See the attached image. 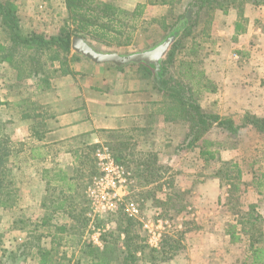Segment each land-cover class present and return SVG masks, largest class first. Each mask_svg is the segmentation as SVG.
<instances>
[{
    "label": "rangeland",
    "instance_id": "1",
    "mask_svg": "<svg viewBox=\"0 0 264 264\" xmlns=\"http://www.w3.org/2000/svg\"><path fill=\"white\" fill-rule=\"evenodd\" d=\"M187 1H177L184 11ZM252 1L217 9L210 14L213 18L211 25H205L203 17L194 32L202 45L196 60L198 68L214 63L216 68L212 70L222 76L223 68L217 60L220 58L229 65L233 64L235 78L242 80L240 87H236L240 89L239 93L235 90L230 94L228 88L225 95H219V91L203 93L198 96V101L205 112L232 118L237 125L243 124L246 114L264 117V8L253 6H264V0ZM55 2L57 6L49 17L43 15L50 22L49 27L34 28L32 18L17 12L21 32L28 35L35 31L47 39L57 35L69 13L63 7L61 9L59 0ZM230 10L236 11L234 17L240 20L239 23L228 15ZM245 14L248 17H244ZM161 15L158 11L147 14L141 11L133 31V44L116 51L121 55L143 52L167 40L168 26L153 27L151 24L149 27L145 23L149 18ZM241 22L246 30L242 37H236L238 32L241 34V29L236 30ZM5 37L0 25V40ZM191 40V37L184 39L185 47L178 58H185L184 50ZM78 61H71L70 69ZM6 63L4 66L3 62L0 63V141L11 151L9 166L14 188L9 206L0 205V264H91L94 258L89 254L91 248L102 250L105 245L110 249L107 257L111 264H251V240L259 232L264 234V186L258 190V182L264 173V136L256 129L243 127L230 133L214 125L206 137L217 142L211 147L217 150V157L209 163L200 157L196 146L177 150L189 125L183 118L175 116L176 109H168V102L161 110L166 113L169 125L160 127V131L147 126L144 132L102 133L105 139L101 146H107L114 157L121 151L128 160L122 165L131 175L122 201L114 202L116 207L113 210L100 212L93 207L88 194L89 187L99 176L95 152L100 146L88 149V154L83 155L80 140L72 143L80 154V157H73L74 163L70 166V175L74 177L72 188H61L57 183L48 186L40 183L39 186V182L33 180L29 167L32 144L27 138L29 126L21 119L40 110V103L31 97V87L40 81L26 77L31 71L25 65L24 75L19 76L12 63ZM40 64L46 72L53 66L58 67V63H51L46 58ZM104 65L115 67L111 63ZM128 66L136 70L141 79L154 84L151 78L142 76L136 65ZM61 76L59 72L52 75L53 79ZM214 82L219 88L216 80ZM5 93L4 98L11 101L3 105ZM19 97L26 103H21ZM156 107L160 108L159 105L153 106V114L158 112ZM147 121L150 124L151 117ZM175 131L181 137L179 144L175 148L164 146L168 144L166 134L175 135ZM142 136L145 141H141ZM156 147L164 149L163 154L158 155L157 151L155 155L145 154ZM234 165L237 167L233 168ZM225 173L231 179H226ZM58 199L65 201V211L52 215L53 206L50 204ZM41 202L48 205L46 211L41 209ZM251 204L256 205V212L263 217L258 225H252V220L245 214ZM239 209L243 213H238ZM129 218L134 223L132 234L138 235L135 244L145 245V249L126 263L125 236L119 226H126ZM55 226H66V230L59 232ZM150 229L161 233L158 248L150 244ZM233 230L239 239L231 238ZM54 232L57 234L55 238L50 236ZM261 242L260 239L256 244ZM169 245L176 249L166 254ZM48 248H52L51 254L41 263L43 250ZM172 253L171 257H165Z\"/></svg>",
    "mask_w": 264,
    "mask_h": 264
},
{
    "label": "trees",
    "instance_id": "2",
    "mask_svg": "<svg viewBox=\"0 0 264 264\" xmlns=\"http://www.w3.org/2000/svg\"><path fill=\"white\" fill-rule=\"evenodd\" d=\"M249 1L252 0H191L184 12L171 16L167 38L174 37V42L166 56L159 61V65L145 62L131 63L141 70L144 78L153 80L155 88L162 94L165 106L168 102V109H176L175 116L178 115L188 123L189 130L177 150L196 146L205 163L217 157V150L211 148L217 145V142L206 137L207 131L214 125L230 133H236L243 127H252L264 136L263 116L246 114L243 124L237 125L232 118H223L205 112L198 101V96L203 93H214L218 90V86L197 66L196 60L202 45L194 36L195 28L201 23L203 17L204 24L211 25L213 18L210 14L217 9H224L237 2L244 5ZM252 2L257 3L256 0ZM65 4L69 13L68 19L57 35L47 39L35 31L24 35L20 29L14 2L0 0V25L6 35L4 40H0V63H12L19 76L24 75L25 65L31 71L26 74V77L37 78L40 81V87L45 88L50 86L52 75L57 72L61 75L69 74L70 62L84 58L72 51L73 37H82L99 52H117L116 49L133 44V31L141 14L139 10L141 6L133 12H127L111 2L100 0H65ZM190 37L191 43L184 50L185 58H178L185 47L184 39ZM43 58L51 63H58V67L53 66L49 72H46L40 64ZM120 152L115 156L117 161L121 164L128 162L126 156ZM10 153L9 148L3 147L0 141V205L5 207L9 206L12 200L14 188V181L10 175ZM232 167L236 168L237 165ZM225 177L231 179L228 173H225ZM238 177H241L240 170H238ZM258 184H260L258 190L261 191L260 187L264 186V173L261 174ZM249 207L245 214L252 220V225L260 224L263 217L256 212V205L251 204ZM238 213H243V210L239 209ZM126 222L127 225L119 226V229L125 236L123 243L127 253L125 260L128 263L131 258L137 256L138 252L144 251L145 245L135 244L138 235L132 234L134 228L132 218L126 219ZM61 229L63 230L64 227ZM230 236L233 240L240 238L235 230L230 232ZM260 239L262 242L257 245ZM175 249V246L169 245L167 252L163 250V253L168 254ZM250 249L251 264H264V234L262 232L251 240ZM109 252L110 249L106 245L102 250L92 247L89 252L90 255H94L91 264H111L107 257ZM49 253L48 250H43L41 263L46 260ZM172 255L173 253L165 257L169 258Z\"/></svg>",
    "mask_w": 264,
    "mask_h": 264
},
{
    "label": "crops",
    "instance_id": "3",
    "mask_svg": "<svg viewBox=\"0 0 264 264\" xmlns=\"http://www.w3.org/2000/svg\"><path fill=\"white\" fill-rule=\"evenodd\" d=\"M9 1L14 2L18 13L22 12L33 19L34 28L49 27L50 22H47L45 17H49V13H52L57 6L56 0ZM100 1L111 2L127 12H133L141 6L139 10L143 11L144 14L157 11L161 13L162 15L159 18H149L145 21L149 27H151V24L153 27H161L162 24L167 27L172 15L167 17L165 14L177 13L176 15H178L184 11L182 4L178 6V0ZM190 1L188 0L187 4ZM64 2L65 0H59V6L66 11L67 7ZM253 6L259 9L264 8L261 4H253ZM236 14L235 10L228 11V15L239 23L240 20L234 17ZM244 17H248V15L245 14ZM237 29H241V34L238 32L236 37H242L246 30L245 25L241 22L237 24ZM217 60L220 62L219 65L221 64L220 68H223L222 76L215 74L212 69L216 67L211 62V65L206 64L202 70L205 71L209 79L216 80L219 85L217 90L219 95H225L228 88L231 90L230 94L235 93V90H238L236 87L238 88L242 81L235 78L236 68L232 66L233 64L229 65L220 58H217ZM6 64V62H3V66ZM233 86H235L234 89ZM31 89V97L34 101L40 103L41 107L37 113L23 117L21 122L30 127L27 128V131L29 130L27 138L32 142L29 167L31 166V173L35 178L33 180L39 182V186L40 183L45 186L46 184L48 186L51 183H57L61 188L73 187L74 177L70 175V166L74 163L73 157H80L77 146L72 144L77 140L81 142L79 146H81L84 155L88 149H95L103 145L105 137L102 136V133L144 132L149 126L160 131V127L169 125L166 123V113L161 110L165 106L162 101V94L149 80L141 79L136 70L129 68L128 64L120 68L117 66L109 67L104 64L99 65L88 62L81 58L71 68L69 74L52 79L50 86L43 88L40 87L38 82ZM239 92L240 89L237 93ZM5 96H7V93L3 95V105L11 101L5 99ZM260 98L262 99V97ZM17 99H21L22 101H20L23 104L26 103L21 97ZM155 105H159L160 108L156 107L158 112L153 114L152 107ZM149 117H151L150 124L147 121ZM176 133L175 131V135L171 136L166 134L169 140L167 139L168 144H164V146L168 145L175 148L179 144L181 137L177 136ZM141 141H145L144 136H142ZM156 151L159 155L160 152L163 154L164 149L156 147L145 154L155 155ZM43 203L41 202L39 205L41 209L46 211L48 205ZM50 206H53L51 207L53 210L52 215L59 211L64 212L66 208L63 199H58ZM49 219L54 220L53 216ZM55 227V230L57 229L59 232L66 230V226ZM50 236L55 238L57 234L55 232L50 233ZM47 250L51 252L52 248Z\"/></svg>",
    "mask_w": 264,
    "mask_h": 264
},
{
    "label": "built area",
    "instance_id": "4",
    "mask_svg": "<svg viewBox=\"0 0 264 264\" xmlns=\"http://www.w3.org/2000/svg\"><path fill=\"white\" fill-rule=\"evenodd\" d=\"M99 176L89 187L88 194L93 201V207L100 212L113 210L127 193V179L131 173L120 164L107 146H100L95 152ZM158 229V228H157ZM150 244L159 247L161 233L150 229Z\"/></svg>",
    "mask_w": 264,
    "mask_h": 264
},
{
    "label": "water",
    "instance_id": "5",
    "mask_svg": "<svg viewBox=\"0 0 264 264\" xmlns=\"http://www.w3.org/2000/svg\"><path fill=\"white\" fill-rule=\"evenodd\" d=\"M173 42L174 37H169L151 50L129 55H121L118 52H99L79 36L73 37L71 47L74 53L80 54L96 64L111 63L115 66H124L131 63L145 62L158 66L159 61L166 56Z\"/></svg>",
    "mask_w": 264,
    "mask_h": 264
}]
</instances>
